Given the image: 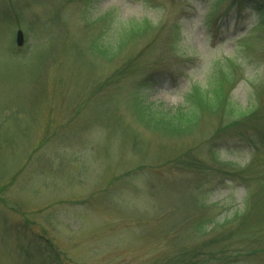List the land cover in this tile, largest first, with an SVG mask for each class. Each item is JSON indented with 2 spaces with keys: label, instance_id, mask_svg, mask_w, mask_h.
<instances>
[{
  "label": "rangeland",
  "instance_id": "obj_1",
  "mask_svg": "<svg viewBox=\"0 0 264 264\" xmlns=\"http://www.w3.org/2000/svg\"><path fill=\"white\" fill-rule=\"evenodd\" d=\"M231 2L0 0V264H264V20Z\"/></svg>",
  "mask_w": 264,
  "mask_h": 264
},
{
  "label": "trees",
  "instance_id": "obj_2",
  "mask_svg": "<svg viewBox=\"0 0 264 264\" xmlns=\"http://www.w3.org/2000/svg\"><path fill=\"white\" fill-rule=\"evenodd\" d=\"M221 1L222 0H218V2H221ZM251 2L255 3L256 9H254V10H256L258 18H260L259 20H264V0H251ZM242 3H243V0H232L231 7L233 6V7H237L238 9H242V6H243ZM127 36H129V35H127ZM127 36H125L126 39L128 38ZM130 38H132V37H130ZM125 43L126 42H124V40L123 41L121 40V46L120 47L122 48V46H124ZM225 78H226V76H225ZM190 96H191L190 99L192 100V103H193L192 106H194L196 103H199L200 108H201V105L203 103L205 104V106L207 108L214 106V105H212V104H214V102L211 104H209L207 102V101L210 102V100L212 101V99L211 98L206 99L207 97H205L206 95H205V92H203V91L202 92L197 91V92L193 93L192 95L190 94ZM216 96H217V98L220 97V95H218V94ZM190 109H191V107H184V108L180 109L175 114H172V112L171 113L170 112H163V113L159 112L158 113V112H154V111L149 110V113L151 115V117H149V118H150V121L152 123L158 125L157 128H161L163 130L164 129H171V128L176 129L174 124H173L175 121L180 122L181 125L186 124V126L187 125L190 126V123L195 120V114L192 111H190ZM249 112H251V111H249ZM246 113H248L247 110L242 111V113H239L241 115L240 118H242V119H237V120L233 121L232 123L227 124L226 126L220 128L218 131H216V133L219 134L221 132H224L227 135L228 134L229 135H237L238 137L242 138L244 136L243 130L246 128V125H247V123H244V122L248 121V119L252 116V115H250V113H248L250 116H248L246 119V118H244L246 116ZM252 113L254 114L255 111H253ZM263 138L264 137H262V142H264ZM182 162L180 164H182L186 168H190L192 166L191 164L188 165L187 163H185V161H182ZM208 244H211V243H208ZM233 256H234V254L232 253L229 258H232ZM229 264H233V261H230Z\"/></svg>",
  "mask_w": 264,
  "mask_h": 264
},
{
  "label": "water",
  "instance_id": "obj_3",
  "mask_svg": "<svg viewBox=\"0 0 264 264\" xmlns=\"http://www.w3.org/2000/svg\"><path fill=\"white\" fill-rule=\"evenodd\" d=\"M24 38H23V33L20 31H16V37H15V42L17 47H22Z\"/></svg>",
  "mask_w": 264,
  "mask_h": 264
}]
</instances>
